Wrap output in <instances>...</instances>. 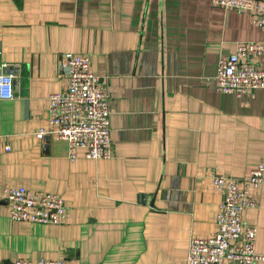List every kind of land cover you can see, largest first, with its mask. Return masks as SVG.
Here are the masks:
<instances>
[{
	"label": "crops",
	"instance_id": "crops-1",
	"mask_svg": "<svg viewBox=\"0 0 264 264\" xmlns=\"http://www.w3.org/2000/svg\"><path fill=\"white\" fill-rule=\"evenodd\" d=\"M251 14L211 0H0V64L14 97L0 100V264H186L188 241L215 232L211 176L238 185L264 161V89L216 91L217 63L238 42H264ZM68 54H87L106 87L112 156L69 157L38 139ZM61 195V225L13 221L7 186ZM242 212L264 253V186Z\"/></svg>",
	"mask_w": 264,
	"mask_h": 264
},
{
	"label": "built area",
	"instance_id": "built-area-1",
	"mask_svg": "<svg viewBox=\"0 0 264 264\" xmlns=\"http://www.w3.org/2000/svg\"><path fill=\"white\" fill-rule=\"evenodd\" d=\"M219 7L251 14V21L264 30V0H211ZM60 72L66 86L48 96L44 124L35 132L38 139L46 135L67 142L69 157L84 150L88 159L112 156L108 94L101 77L90 68L87 54H68L61 59ZM216 91L241 97L264 89V42H238L235 50L218 60L214 75ZM14 97V77L0 64V100ZM221 200L215 217V232L209 237H192L188 241L186 264H264V253L255 249L257 228L245 225L242 212L258 206L252 191L264 186V161L257 163L238 185L223 174L211 176ZM2 198L8 204L13 221L61 225L69 211L61 195L53 192H30L23 185L7 186ZM1 264H72L62 259L40 258L36 261L17 258ZM100 264V263H87Z\"/></svg>",
	"mask_w": 264,
	"mask_h": 264
},
{
	"label": "water",
	"instance_id": "water-1",
	"mask_svg": "<svg viewBox=\"0 0 264 264\" xmlns=\"http://www.w3.org/2000/svg\"><path fill=\"white\" fill-rule=\"evenodd\" d=\"M49 138H50V136L46 135V137L44 139H45L46 142H48Z\"/></svg>",
	"mask_w": 264,
	"mask_h": 264
}]
</instances>
